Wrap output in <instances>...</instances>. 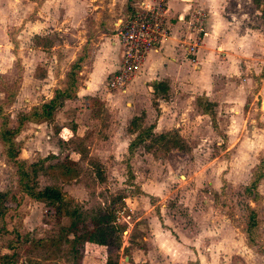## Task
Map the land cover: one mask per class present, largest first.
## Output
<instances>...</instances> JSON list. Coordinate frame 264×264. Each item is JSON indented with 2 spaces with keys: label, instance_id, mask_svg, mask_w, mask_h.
I'll return each mask as SVG.
<instances>
[{
  "label": "rangeland",
  "instance_id": "obj_1",
  "mask_svg": "<svg viewBox=\"0 0 264 264\" xmlns=\"http://www.w3.org/2000/svg\"><path fill=\"white\" fill-rule=\"evenodd\" d=\"M45 1L0 0V110L10 128L17 127L19 114L29 113L63 85L70 64L82 54L80 47L87 31L93 29V17L113 34L116 25L139 8L140 1L153 0ZM248 1L252 3L246 26L259 29L261 52L251 50L235 62L230 74L222 76L224 82H210V90L219 94L216 100L209 102L203 95L199 99L198 94L190 99L189 93L176 90L181 96L171 107L174 122L157 128L158 103L148 97L147 89L140 94L136 111L130 112L129 98L115 99L113 92L103 100L102 109L86 113L79 102L67 103L49 123H24L15 136L19 158L38 163V189L59 190L66 206L78 209L80 225L112 204L117 209L118 197H124L125 208L115 214L119 248L84 245L73 251L65 233L69 219L55 224L53 209L46 204L20 203L15 169L0 146V192L17 197L12 200L16 205L10 203L0 219V255L14 252L16 264H148L150 259L136 255L135 250L144 248L150 229L160 225L178 229L186 246L197 235L195 246L203 255L189 263L190 253L180 250L157 263L151 258L152 263L264 264V165L260 166L264 158V0ZM195 11L198 26L205 27V12ZM33 33H39L43 51L34 48ZM204 33L202 28L198 37ZM95 42L92 39L87 45L88 57ZM148 107L153 113H144ZM208 109L210 117L200 114ZM134 117L135 124L141 130L150 127L151 134L142 136L129 154L128 144L139 131H127ZM73 120L79 128L71 137L58 126L72 128ZM163 134V140L158 139ZM67 157L76 162L67 165L64 173L59 165ZM257 172L263 178L256 183L257 196L252 199L244 187ZM140 189L150 192L144 194ZM246 206L256 213L252 241L244 234ZM165 245L163 241L161 248ZM210 250L212 254L205 256Z\"/></svg>",
  "mask_w": 264,
  "mask_h": 264
},
{
  "label": "crops",
  "instance_id": "obj_2",
  "mask_svg": "<svg viewBox=\"0 0 264 264\" xmlns=\"http://www.w3.org/2000/svg\"><path fill=\"white\" fill-rule=\"evenodd\" d=\"M194 1L199 8H196L197 6L193 4ZM49 2H52V0L45 1V3ZM250 2L248 0H165L167 36L162 40L156 51L147 55L143 66L126 85L123 93L109 91L104 87L105 79L116 70L119 64L122 52L121 45L114 33H107L110 30L106 29V27L104 29L103 21H99L98 17H93V29H91L90 33L87 31L84 43L80 49L84 51L92 39H96V42L89 57L87 56L88 58L86 57L81 64L78 79L79 85L75 92V99L66 101L64 106L67 103L77 101L79 106L83 107L82 111L91 113L95 108L86 109L83 104V98H100V101L97 100L101 103V106L97 109H102L103 100L115 92V99L129 98V112L136 111L142 98L140 94L146 93L147 89L151 94H148V97L153 98V101L158 103L156 105L157 111L154 114H156L158 120L157 128H162L165 124L168 125L174 122L171 107L172 105L175 107L177 99L181 96L176 90L189 93L187 98L190 99L193 98L192 94H198L201 95L199 99H202L203 95L205 100L209 102L216 100L219 94L210 90V82L219 80L224 82L222 76L230 74L229 68L234 66L235 62H238L240 58L249 56L252 52L251 50H258L254 53L261 52L259 29H249L250 26H246V20L249 18L247 10ZM80 4L84 3L81 2ZM84 6L87 5L84 4ZM191 10H193V13L190 12ZM195 10H203L206 15L204 20L201 16L199 19L205 21V27H202L205 33L202 38L198 37V31L201 32L202 28L196 22ZM222 11L226 15H222ZM35 24L41 26L40 20H36ZM33 34L34 36H39V33ZM251 41H253L252 47L249 46ZM34 48L41 50L39 47L34 46ZM220 56L221 58H219ZM36 79L39 78L36 77ZM153 82L161 83V90L163 91L158 90L154 94L151 88ZM262 89L261 86L257 96L261 94ZM52 92L48 99L51 98ZM147 101L149 102V99ZM150 103L152 104V100H150ZM209 110H201L200 114L210 117ZM153 111V108L148 107L145 108L144 113L150 114ZM134 116H137V113ZM73 124L75 125V130H72L67 125L64 126L65 124L58 127L61 130L64 128L69 131L72 137L79 128L76 120H73ZM157 128L152 130L155 132ZM140 191L144 194H149L150 189H140ZM146 241L144 248H137L135 254L141 255L145 260L150 259L148 264H155L151 262V258L155 259L153 261L157 263L160 259L168 258L172 252L177 254V251L180 250H186L190 253L191 256L187 255L188 257L190 256L188 259L189 263L192 260H197L198 262L203 255L199 248L195 246V242L198 241L197 235L189 239L190 245L186 246L183 236L181 237L180 232L175 228L170 230L168 228L162 229L160 225H158V229L153 227V230L150 229V237ZM163 241L166 243L165 248H161ZM168 247H171V250ZM166 252H170L169 255ZM211 254L212 250L206 252L205 256Z\"/></svg>",
  "mask_w": 264,
  "mask_h": 264
},
{
  "label": "trees",
  "instance_id": "obj_3",
  "mask_svg": "<svg viewBox=\"0 0 264 264\" xmlns=\"http://www.w3.org/2000/svg\"><path fill=\"white\" fill-rule=\"evenodd\" d=\"M253 1L255 3V0ZM38 41L39 37L33 36L34 46L40 48ZM87 56L88 53H86L85 48L84 51H82V54L76 57L70 64L63 85L59 88H55L50 99L42 102L40 105L32 107L29 113L19 114L17 118V127L10 128L5 116L2 115L0 110V146L4 149L6 160L15 169L18 184L21 188L17 191L20 196V203L22 202L24 204L27 201H33L46 204L48 209H53L52 213L55 224H60L62 218L69 219V224L66 229L65 227L64 229L65 233L70 236L69 242L73 251L75 250V247L81 248L84 244H92L105 248H119L120 242L119 237L117 236L118 227L115 223V214L120 209L125 208L124 197H118L117 201L120 202V206L117 209H114L112 204V207L104 211H98L95 216L90 219L89 223L85 222L80 225V214L78 213V209H69L59 190L49 186L38 189L36 183V167L38 166V163H27L19 158L20 147L16 145L15 136L18 134L20 127H22L24 123L32 122L33 120L40 121L41 123H49L52 120L53 115L61 110L66 101H73L75 99V92L79 85L78 79L81 64ZM151 88L153 93L156 94V91L162 89V84L159 82H153ZM83 101L86 109H93L101 106V103L96 98L85 97L83 98ZM136 120L137 118L134 117L127 128V131L131 134L139 130L134 139L128 144L127 148L129 154H132V148L142 139V136H149L151 134L150 127L141 130V128L135 124ZM72 130H75L74 124ZM165 136L166 134L160 135L158 139L163 140ZM174 137L176 138V135H174ZM65 161L66 163L59 165L64 167V170L62 171L64 173L68 172L67 165H74L76 160L67 157V160ZM261 165H264V158L260 160V166ZM125 168L128 177L131 178L132 175L129 164H127ZM262 178L263 175L257 172L254 180L251 181L248 186L244 187V193L247 196L252 195V199H255L257 196L255 189L256 183ZM14 198L17 199L15 196L10 195L8 197L6 193L0 192V219L5 217L10 203L16 205L17 202L12 201ZM246 210L248 211V221L245 224L246 228L244 229V234L247 241H252L250 234H252V230L257 224L256 213L249 206H246ZM11 248L12 247H9L8 249L12 251ZM15 258L16 256L14 252H11L10 254H1L0 264H16Z\"/></svg>",
  "mask_w": 264,
  "mask_h": 264
},
{
  "label": "built area",
  "instance_id": "obj_4",
  "mask_svg": "<svg viewBox=\"0 0 264 264\" xmlns=\"http://www.w3.org/2000/svg\"><path fill=\"white\" fill-rule=\"evenodd\" d=\"M165 0L140 1L139 8L113 30L122 52L116 70L105 79L106 89L123 93L137 75L147 55L167 36Z\"/></svg>",
  "mask_w": 264,
  "mask_h": 264
}]
</instances>
